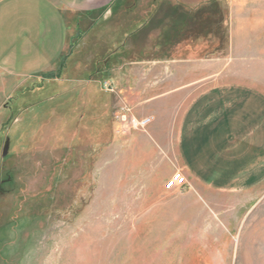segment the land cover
I'll return each mask as SVG.
<instances>
[{"label": "rangeland", "instance_id": "obj_1", "mask_svg": "<svg viewBox=\"0 0 264 264\" xmlns=\"http://www.w3.org/2000/svg\"><path fill=\"white\" fill-rule=\"evenodd\" d=\"M158 1L119 0L61 79L29 83L3 106L0 264H264V183L216 193L220 212L160 216L140 205L181 194L185 185H165L183 173L182 105L240 62L227 1L197 9L176 37ZM197 75L200 86L182 87Z\"/></svg>", "mask_w": 264, "mask_h": 264}, {"label": "crops", "instance_id": "obj_2", "mask_svg": "<svg viewBox=\"0 0 264 264\" xmlns=\"http://www.w3.org/2000/svg\"><path fill=\"white\" fill-rule=\"evenodd\" d=\"M225 1L230 24H236L230 37L232 55H240V62L226 65L224 79L208 81L182 105L176 136L187 183L180 195L168 191L140 204L160 216L220 212L216 193L240 194L264 183V0ZM225 1L159 0L155 14L169 13L176 37L196 22L197 9ZM118 2L0 0V120L7 113L5 103L23 94L29 83L40 86L61 79L76 47L100 26L101 18L114 13ZM93 16L87 30H82L81 20L70 26L69 18ZM200 79L182 87H198Z\"/></svg>", "mask_w": 264, "mask_h": 264}, {"label": "built area", "instance_id": "obj_3", "mask_svg": "<svg viewBox=\"0 0 264 264\" xmlns=\"http://www.w3.org/2000/svg\"><path fill=\"white\" fill-rule=\"evenodd\" d=\"M135 122L137 124H140L142 127H145L149 125L150 118H144V119H141L140 121H135ZM166 181L167 182H166L165 187L168 189H174L176 187H181V185H185L187 183L186 177L181 171L174 173Z\"/></svg>", "mask_w": 264, "mask_h": 264}, {"label": "snow or ice", "instance_id": "obj_4", "mask_svg": "<svg viewBox=\"0 0 264 264\" xmlns=\"http://www.w3.org/2000/svg\"><path fill=\"white\" fill-rule=\"evenodd\" d=\"M171 186V185H170Z\"/></svg>", "mask_w": 264, "mask_h": 264}]
</instances>
